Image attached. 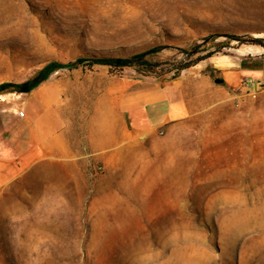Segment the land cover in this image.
Returning a JSON list of instances; mask_svg holds the SVG:
<instances>
[{
  "label": "rangeland",
  "instance_id": "1",
  "mask_svg": "<svg viewBox=\"0 0 264 264\" xmlns=\"http://www.w3.org/2000/svg\"><path fill=\"white\" fill-rule=\"evenodd\" d=\"M256 42L264 0H0V85L70 65L34 93L65 121L54 147L80 157H53L0 185V264H264ZM153 49L151 71L74 64ZM206 55L244 72L231 84L197 64L174 78ZM174 80L190 90L188 118L110 143L108 117L125 97Z\"/></svg>",
  "mask_w": 264,
  "mask_h": 264
},
{
  "label": "crops",
  "instance_id": "2",
  "mask_svg": "<svg viewBox=\"0 0 264 264\" xmlns=\"http://www.w3.org/2000/svg\"><path fill=\"white\" fill-rule=\"evenodd\" d=\"M202 62L205 63L198 66H210L215 72L224 71L226 81L231 84H235L244 72L237 67L219 66L226 61L218 58ZM35 90L37 88L16 96L5 94L6 100L0 101V185L14 179L25 168L31 169L53 157L80 158L66 143L54 147V143H61L60 132L65 121L54 111L53 104L38 97ZM189 91L179 85V80H174L125 97L119 104L120 110L108 117L111 129L106 134L110 143L122 140L131 130L148 133L188 118L192 108L186 99ZM116 123L121 127L120 132H117ZM77 161L71 164H78Z\"/></svg>",
  "mask_w": 264,
  "mask_h": 264
},
{
  "label": "trees",
  "instance_id": "3",
  "mask_svg": "<svg viewBox=\"0 0 264 264\" xmlns=\"http://www.w3.org/2000/svg\"><path fill=\"white\" fill-rule=\"evenodd\" d=\"M255 45L264 48V43L256 42ZM159 50L153 49L151 51L143 52L137 55H134L130 58H94V59H85V58H78L75 65H82V64H98L103 66L115 67V68H126V67H134L141 71H151L152 64L147 59L150 54H156ZM197 54L198 52L191 51L189 54ZM213 55H206L204 57H198L196 61H188L187 63H183L179 69H177L174 78L179 76V72L186 70L194 65L199 64L201 61H204ZM70 65H64L62 63H52L48 65L45 69H43L40 74L34 78L23 84H3L0 85V95L5 94L8 89H16L22 93H29L34 89L41 86L50 76L51 72L61 68H68ZM173 78V79H174Z\"/></svg>",
  "mask_w": 264,
  "mask_h": 264
},
{
  "label": "bare ground",
  "instance_id": "4",
  "mask_svg": "<svg viewBox=\"0 0 264 264\" xmlns=\"http://www.w3.org/2000/svg\"><path fill=\"white\" fill-rule=\"evenodd\" d=\"M261 49H263V51H264V48H261ZM5 100H6L5 95L1 94L0 95V101H5Z\"/></svg>",
  "mask_w": 264,
  "mask_h": 264
},
{
  "label": "water",
  "instance_id": "5",
  "mask_svg": "<svg viewBox=\"0 0 264 264\" xmlns=\"http://www.w3.org/2000/svg\"><path fill=\"white\" fill-rule=\"evenodd\" d=\"M215 82L216 83H223L224 81L222 79H217Z\"/></svg>",
  "mask_w": 264,
  "mask_h": 264
}]
</instances>
